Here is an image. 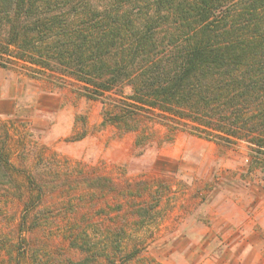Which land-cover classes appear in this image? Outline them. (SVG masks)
<instances>
[{
  "label": "rangeland",
  "instance_id": "obj_1",
  "mask_svg": "<svg viewBox=\"0 0 264 264\" xmlns=\"http://www.w3.org/2000/svg\"><path fill=\"white\" fill-rule=\"evenodd\" d=\"M25 71L0 67V264H110L117 226L114 264H264V171L245 142L163 141L156 125L139 147L76 82Z\"/></svg>",
  "mask_w": 264,
  "mask_h": 264
},
{
  "label": "trees",
  "instance_id": "obj_2",
  "mask_svg": "<svg viewBox=\"0 0 264 264\" xmlns=\"http://www.w3.org/2000/svg\"><path fill=\"white\" fill-rule=\"evenodd\" d=\"M18 64L76 82L136 146L156 125L163 141H243L250 170L264 171V0H0V67ZM110 234L114 264L126 230Z\"/></svg>",
  "mask_w": 264,
  "mask_h": 264
}]
</instances>
